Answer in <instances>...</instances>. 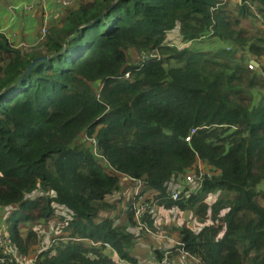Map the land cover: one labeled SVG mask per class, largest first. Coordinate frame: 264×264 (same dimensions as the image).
Masks as SVG:
<instances>
[{"label": "trees", "instance_id": "16d2710c", "mask_svg": "<svg viewBox=\"0 0 264 264\" xmlns=\"http://www.w3.org/2000/svg\"><path fill=\"white\" fill-rule=\"evenodd\" d=\"M63 9L29 48L0 31V221L17 259L37 244V228L52 225L59 232L35 264H120L106 243L139 264L135 235L103 214L122 199H113L121 173L142 179L149 201L201 224L176 228L181 243L154 249L158 260L184 250L200 264H264V0H79ZM200 163L210 174L201 189L172 199L171 182ZM126 203L137 226L135 202ZM155 219L141 218L152 231ZM0 264L21 263L0 247Z\"/></svg>", "mask_w": 264, "mask_h": 264}, {"label": "crops", "instance_id": "0c3cea01", "mask_svg": "<svg viewBox=\"0 0 264 264\" xmlns=\"http://www.w3.org/2000/svg\"><path fill=\"white\" fill-rule=\"evenodd\" d=\"M0 7V31L3 32L8 41L11 43H19L24 47H30L38 42L40 29L43 26L50 28L53 25L59 24L64 18L66 12L57 0H1ZM22 2L33 3L34 7L31 10H17L15 15L10 12V6L18 5ZM200 166L204 167L203 164ZM129 194V187L125 184L122 189V197ZM128 200V199H125ZM129 201V200H128ZM126 202L121 199L117 203L116 209L106 210L104 216L114 217L118 225H123L135 235L136 241L132 249L131 255L138 261L139 264H157L153 250L163 251L177 247L180 243L176 228L182 226L183 223L191 224L189 221L193 217L192 212L184 210L179 212L176 209L159 210L155 220V231L148 233L140 230L137 226L129 225L123 214V209L126 207ZM1 217V215H0ZM194 219V218H193ZM195 220V219H194ZM188 225V226H189ZM193 228V227H191ZM198 231L200 228H193ZM112 257L120 264H129L127 261L121 260L115 252H111ZM172 264H189V261L181 258L177 254L170 256Z\"/></svg>", "mask_w": 264, "mask_h": 264}, {"label": "built area", "instance_id": "2783aa9c", "mask_svg": "<svg viewBox=\"0 0 264 264\" xmlns=\"http://www.w3.org/2000/svg\"><path fill=\"white\" fill-rule=\"evenodd\" d=\"M37 1H43V0H37ZM64 8H69L75 4L76 0H57ZM2 4V1L0 0V6ZM34 7L33 3H28V2H22L18 5L15 6H10V12L12 15H15V12L17 10H23V11H28L31 10ZM47 32V26H44L41 30V33L39 34L38 40H43L45 37V34ZM141 56H146L145 54H140ZM151 57H155L154 53H150ZM256 67L253 62L250 63L249 69H254ZM126 77L129 76L127 73L125 75ZM196 129H191L190 133L185 137L187 142L191 141V136L195 134ZM84 140H89L96 144V140L93 138H88L86 139L83 137ZM95 155L97 158L104 164L106 165L110 170L114 171L112 166L107 162V160L103 159L100 154H98L97 150H94ZM203 163H200V165ZM198 169L195 171H191L187 173L182 179L181 183H176V182H171L170 184V192H171V197L172 199L177 200L182 193L185 195H188L190 193L197 192L198 190L201 189L202 183H203V176L204 174L210 175L208 171H204L203 168L200 166ZM122 180H124L127 184V187H129V194H128V200L132 199L134 200V217L135 220H137V227L140 230H144L148 233H151L152 229H150L146 224L143 223L141 220L142 216L148 215L151 217H156L159 214V210L161 209L160 206L157 204V202H151L147 199L146 193H145V187L146 184L142 179H135L133 177H129L127 175L121 174L119 175ZM120 195H122V191L120 193H117L113 199H118L120 198ZM3 226V225H1ZM0 226V247L3 249V252L5 255L9 256L10 259H14L18 261L17 259V253L16 250L12 244V241L10 237L8 236V233L6 232L5 227ZM153 232V231H152ZM181 243V242H180ZM179 243V244H180ZM106 246L112 251L111 246L106 243ZM178 256L181 258H184L189 261V264H200L199 259H197L195 256L189 254L188 252L184 250H180L177 253ZM170 254L167 252L163 255L162 259L158 260L157 264H172L170 260ZM12 261V260H11Z\"/></svg>", "mask_w": 264, "mask_h": 264}, {"label": "rangeland", "instance_id": "374dc122", "mask_svg": "<svg viewBox=\"0 0 264 264\" xmlns=\"http://www.w3.org/2000/svg\"><path fill=\"white\" fill-rule=\"evenodd\" d=\"M77 1H79V0H76L75 2H77ZM233 1L234 2H237L238 0H233ZM170 38L174 42L175 45L182 46L181 39H180V37H178V34L176 32L171 33ZM201 44L202 43H199V45H201ZM202 45H204V43ZM128 54H129V56L131 58H133L135 56L134 51H130ZM98 88H99V83H97V85H95V89L98 90ZM87 141H88V143H89L90 146H94V143L93 142H91L89 140H87ZM203 170L204 171H208L207 168H205V167L203 168ZM260 188L262 190H264V184ZM124 195H125V199H128L129 198L126 194H124ZM120 197H122V196H120ZM125 199H124V197H122V200L125 201V202H127L128 200H125ZM263 205H264V203H263ZM63 211H64V209L63 208H60L57 211L58 215H60V214L61 215H66L65 214L66 211L65 212H63ZM57 219H59V218H57ZM56 222H58V221H56ZM189 222L192 223L191 224V227H193V228L194 227L201 228L200 222L194 216L191 218V220ZM1 225H3V226H1ZM6 225L7 224H5V222L2 223L0 221V226L1 227H5L6 228ZM37 230H39V238H38V241L36 242L37 244L31 248V252H30V254L28 256H26L24 258H19L18 257V262L19 263H21V264H35L34 262L36 260V257L38 256L39 252L41 251V249H47V248L51 247V245L53 244L52 242H53L54 235L55 234H58V232H59V230H57L56 228H54L52 225H44V226H42L40 228H37Z\"/></svg>", "mask_w": 264, "mask_h": 264}, {"label": "water", "instance_id": "95a60500", "mask_svg": "<svg viewBox=\"0 0 264 264\" xmlns=\"http://www.w3.org/2000/svg\"><path fill=\"white\" fill-rule=\"evenodd\" d=\"M48 58V56H40V57H36V59L33 60V62L30 64V66L27 68V70L24 72V74H26L27 72L30 71V69L34 66H36L37 63L44 61ZM255 66H257L258 64L253 63Z\"/></svg>", "mask_w": 264, "mask_h": 264}]
</instances>
